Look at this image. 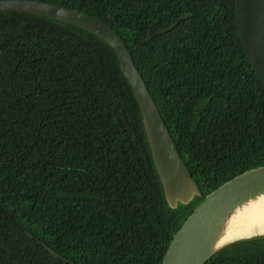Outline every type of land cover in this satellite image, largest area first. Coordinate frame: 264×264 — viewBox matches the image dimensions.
I'll use <instances>...</instances> for the list:
<instances>
[{
    "label": "trees",
    "instance_id": "trees-1",
    "mask_svg": "<svg viewBox=\"0 0 264 264\" xmlns=\"http://www.w3.org/2000/svg\"><path fill=\"white\" fill-rule=\"evenodd\" d=\"M28 1L120 35L202 197L168 207L111 46L64 22L0 12V264H162L205 197L264 166V82L236 0ZM206 264H264V237Z\"/></svg>",
    "mask_w": 264,
    "mask_h": 264
},
{
    "label": "water",
    "instance_id": "water-1",
    "mask_svg": "<svg viewBox=\"0 0 264 264\" xmlns=\"http://www.w3.org/2000/svg\"><path fill=\"white\" fill-rule=\"evenodd\" d=\"M240 34L251 64L264 82V0H236ZM21 12L64 22L105 41L116 52L120 67L132 87L155 169L168 207L185 208L201 198V191L180 156L156 103L137 69L124 40L100 19L59 5L28 0L0 1V12ZM264 198V166L244 172L204 198L175 234L162 264H206L223 248L241 241L264 237L229 239L238 217L252 203ZM57 260L61 256L45 245ZM65 262H68L65 260Z\"/></svg>",
    "mask_w": 264,
    "mask_h": 264
},
{
    "label": "bare ground",
    "instance_id": "bare-ground-1",
    "mask_svg": "<svg viewBox=\"0 0 264 264\" xmlns=\"http://www.w3.org/2000/svg\"><path fill=\"white\" fill-rule=\"evenodd\" d=\"M256 234H264V198L252 203L250 208L238 217L229 239L247 238Z\"/></svg>",
    "mask_w": 264,
    "mask_h": 264
}]
</instances>
